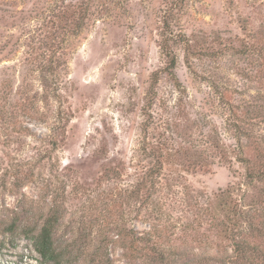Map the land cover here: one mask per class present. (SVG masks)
<instances>
[{"label": "rangeland", "instance_id": "obj_1", "mask_svg": "<svg viewBox=\"0 0 264 264\" xmlns=\"http://www.w3.org/2000/svg\"><path fill=\"white\" fill-rule=\"evenodd\" d=\"M0 264H264V0H0Z\"/></svg>", "mask_w": 264, "mask_h": 264}, {"label": "trees", "instance_id": "obj_2", "mask_svg": "<svg viewBox=\"0 0 264 264\" xmlns=\"http://www.w3.org/2000/svg\"><path fill=\"white\" fill-rule=\"evenodd\" d=\"M169 66L171 70L175 68L174 59L171 60ZM51 228L50 223H46L41 232L33 238L34 248L43 258L51 257L54 253Z\"/></svg>", "mask_w": 264, "mask_h": 264}]
</instances>
